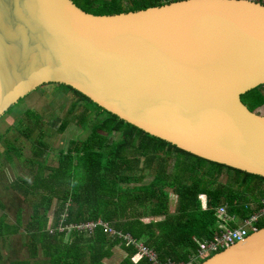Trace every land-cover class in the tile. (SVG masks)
I'll return each mask as SVG.
<instances>
[{"label":"water","instance_id":"water-1","mask_svg":"<svg viewBox=\"0 0 264 264\" xmlns=\"http://www.w3.org/2000/svg\"><path fill=\"white\" fill-rule=\"evenodd\" d=\"M207 161L264 177V5L180 0L96 16L73 0H0V119L45 85ZM202 264H264V229Z\"/></svg>","mask_w":264,"mask_h":264},{"label":"trees","instance_id":"trees-1","mask_svg":"<svg viewBox=\"0 0 264 264\" xmlns=\"http://www.w3.org/2000/svg\"><path fill=\"white\" fill-rule=\"evenodd\" d=\"M73 1L87 13L106 16L180 0ZM57 86L72 100L69 117L62 122L60 133H65L74 123L88 135L70 140L59 153L58 166H46L49 172L45 169L39 172L33 185L26 181V197L39 198L33 204L32 222L24 229L31 258H37L39 250H43L44 256L50 257L45 264H103V259L112 256L116 246H122L128 254L122 264H151L131 245L104 234L102 228L91 239L79 230L70 234L58 231L63 220L67 227L101 219L131 234L135 240L145 239L160 262L181 264L188 260L190 251L193 255L199 249L195 237L208 240L218 233V208L227 207L230 215L241 220L262 210L264 177L194 156L105 111L74 88ZM242 101L252 112L261 110L264 87L244 96ZM25 114L39 127L50 122L32 108ZM29 128L21 131L27 138L32 134ZM44 128L38 136L34 158L29 160L30 167L48 163L51 156L52 148L45 142ZM116 135L117 140L113 138ZM135 151L138 154L134 161L130 154ZM7 153L8 161L13 160L12 153L22 158V150L17 147L10 146ZM147 169L154 174H148ZM21 185L14 184L19 190ZM171 194L178 197L174 214L169 210ZM202 195L206 196L205 204ZM56 200L60 204L55 207ZM53 209L56 211L52 229L56 235L49 232ZM142 209L149 211L152 218L164 217V221L144 224ZM23 227L21 211L15 224H7L2 218L0 239L9 240L20 234ZM260 228L264 229V221Z\"/></svg>","mask_w":264,"mask_h":264},{"label":"rangeland","instance_id":"rangeland-1","mask_svg":"<svg viewBox=\"0 0 264 264\" xmlns=\"http://www.w3.org/2000/svg\"><path fill=\"white\" fill-rule=\"evenodd\" d=\"M71 105L72 100L60 87L56 84L45 85L20 100L17 105L11 108L10 112H7L0 119V218L5 217L7 222L15 223L21 211L23 230L32 222L33 204L39 199L34 196L26 197V181L29 185H33L35 176L42 172L46 166H58L59 153L63 148H67L70 140H75L76 138L84 139L88 135L87 132H82V129L78 128L74 123L70 125L65 133H60L59 129L62 122L69 117ZM31 108L43 114L50 122L43 124L41 127L34 125V122L30 121L25 114L26 110ZM257 111L259 114H264V108ZM26 127H30L29 129L32 130L30 138L21 134V131H26ZM43 128L45 142L52 148V153L49 156L48 163L44 161L35 167H30L29 160L34 158L33 151L37 146L38 136L42 135L41 131ZM113 138L117 140L118 135ZM10 146L21 149L22 158H17L12 153L10 156L13 160H10L11 162L8 161L7 149ZM136 154L138 152L135 151L130 154V157L134 160L133 157ZM43 159L38 158L39 161ZM141 166L145 167V164L142 163ZM45 170V172H49L47 169ZM147 173L154 174L151 169H147ZM150 180L149 176L147 181L150 182ZM15 183L22 184L20 190L15 188ZM174 197L172 196V201L176 200ZM58 204L60 203L56 200L54 206L56 207ZM55 211L56 209H53L50 214L53 222ZM142 212L144 213L143 220H147L148 211L142 209ZM51 232L53 234L54 230L52 229ZM2 242L0 241V247L7 254L8 260L22 261L28 258V247L24 244L26 237L23 234L10 239L5 244ZM120 250L118 248V251Z\"/></svg>","mask_w":264,"mask_h":264},{"label":"built area","instance_id":"built-area-1","mask_svg":"<svg viewBox=\"0 0 264 264\" xmlns=\"http://www.w3.org/2000/svg\"><path fill=\"white\" fill-rule=\"evenodd\" d=\"M245 1H251L264 5V0ZM217 216L218 219L221 221L218 233L208 240L196 239V242L199 245V249L197 253H194L192 255L190 261L184 264H202L207 260L211 259L212 257L221 253V251L246 240L253 233L259 232L261 230L260 224L264 221V202L262 210L253 214L250 218L243 220V223L239 228H234L230 226L232 222L238 221V217L230 215L228 213L227 207L222 206L218 208ZM100 225H103V223L90 222L67 227L60 226L59 231L65 232L66 230H68L69 232H71L72 230H94L97 226ZM124 239L127 240L128 243H131L136 249H138V253L145 257L151 264H176L172 262L162 263L158 259V256L155 251L147 247L145 244L141 242H136L128 236H125Z\"/></svg>","mask_w":264,"mask_h":264},{"label":"crops","instance_id":"crops-1","mask_svg":"<svg viewBox=\"0 0 264 264\" xmlns=\"http://www.w3.org/2000/svg\"><path fill=\"white\" fill-rule=\"evenodd\" d=\"M65 93H66V92H65ZM66 94H67V93H66ZM172 196H175L174 198H175L176 200L172 201ZM201 198H202L203 203H204V201L206 200V196H205V195H202ZM177 205H178V197H177L175 194H171V201H170V207H169L170 213H173V214L175 213V211H176V209H177ZM2 218H5V217H1L0 220H1ZM146 218H147V220H145V219L143 220L144 224H148V223H150V222H152V221H153V222L164 221V217H159V218H152V217H150V215H149V211H148V213H147V215H146ZM17 219H18V217H17ZM22 221H23V220H22ZM63 221H64V220H63ZM63 221H60V222H59L60 226H65ZM5 222H6L7 224H15V223L17 222V220H16L15 223H10V222H7V220H6V218H5ZM90 222H95V223L102 222V223H103V225L97 226L94 230L81 231V232L87 234V236H89L90 239H91L92 237L94 238V234H95V232H96L97 229L102 228V229H103V233L106 234V235H108L110 238H117V239L119 238V239H121L120 241L123 240L127 245H131L133 248H135L131 243H128V241L124 239L125 236H128V237H131V238H132L131 234H129V233H124L123 231L117 230V229H115L112 225H110V224L104 222V221L101 220V219H100V220H97V221H88V222H86V223H90ZM242 223H243V220H241V219L238 218V221L232 222V223L230 224V226H231V227H234V228H239V227L242 225ZM53 224H54V222L51 221V222H50V226H49V232H50L51 235H56V233H55V234H52V232H51V230H52L51 226H52ZM84 224H85V223H84ZM220 225H221V221L218 219V224H217L218 229H220ZM60 226H59V228H60ZM70 226H74V225H70ZM105 226H107V227H105ZM25 228H26V227H25ZM59 228H58V231H59ZM72 231L74 232L75 230H72ZM72 231H71V232H72ZM71 232H69L68 230H66L65 232H60V231H59V233H61V234H62V233L70 234ZM22 234L24 235V237H26V233L24 232V230H22V232H21L20 234H18V235H22ZM18 235H15V236L9 238V240H10V239H13L14 237H16V236H18ZM67 236H68V235H67ZM132 239H133V238H132ZM196 239H199V238L195 237V238H194L195 242H196ZM9 240H8V239H7V240H5V239H0V241H3L2 243H4V244L7 243ZM26 240H27V239H26ZM133 240L136 241V242H141V243L145 244V242H144L145 239H141V240H135V239H133ZM199 240H202V239H199ZM196 243H197V242H196ZM24 244H25V243H24ZM26 245H27V244H26ZM145 245H146V244H145ZM146 246H147V245H146ZM27 247H28V245H27ZM147 247H149V246H147ZM118 248H120L121 250L118 251ZM149 248H150V247H149ZM150 249H152V248H150ZM135 250L138 251V249H136V248H135ZM152 250H153V249H152ZM188 250H189V248H188ZM39 251H41V253H39V255H38L37 258H31L29 248H27V254H29V256H28V258H27L26 260H22V261H19V260H8V256H7V254H6L5 251L2 250V248L0 247V264H45V263L47 262V260L50 259V257H46V256H44L45 254H44V251H43V250H39ZM153 251H154V250H153ZM197 251H198V250H197ZM197 251H196V253H197ZM112 253H113L112 256L103 259V261H102L103 264H122L123 261L126 260V259L128 258L127 251L124 250V249L122 248V246H116V247L113 249ZM41 257L44 258V259H42ZM191 257H192V253H191V251H190L189 255L187 256L188 260H187L186 262H182L181 264L188 263V262L190 261ZM36 259H37V260H36ZM145 259H146V258H145ZM35 260H36V261H35ZM146 260H147V259H146ZM18 261H19V262H18ZM170 262H171V261H170ZM149 263H150V262H149ZM172 263H173V262H172ZM176 264H177V263H176Z\"/></svg>","mask_w":264,"mask_h":264}]
</instances>
